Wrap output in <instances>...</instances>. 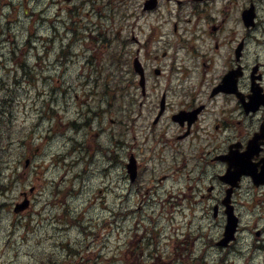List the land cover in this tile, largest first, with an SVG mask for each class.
<instances>
[{
  "label": "flooded vegetation",
  "instance_id": "flooded-vegetation-1",
  "mask_svg": "<svg viewBox=\"0 0 264 264\" xmlns=\"http://www.w3.org/2000/svg\"><path fill=\"white\" fill-rule=\"evenodd\" d=\"M215 1H169V9L178 13L169 21V40L166 41L169 52L162 54V58L169 54L166 60H159L155 50L157 43L163 40L157 41L156 28L147 21L151 14L142 10L132 17L129 26L123 23L129 18L120 19V24L129 29L125 36L121 32L117 38L102 33V40L107 44L108 53L114 54L118 62L120 83L117 89L112 87L116 96L121 94L118 99L123 106H119L121 131L118 136L122 135L118 146H124L123 152L127 151L129 157L137 155L139 146L145 144L139 142L137 124L139 120L146 122L148 126L141 127L143 140L150 137L152 142L166 140L165 146L172 154L184 156L183 162L191 161V173L201 170L209 181L203 183V176L191 178L187 171L191 184L201 191L205 190L204 186H216L214 205L222 226L225 214L227 217L225 197L229 189L221 178L228 172V157L232 156L236 165L252 151V162L264 167V0H254V3L253 0H234L239 3L230 13H227L228 8H219ZM70 4L68 13L72 18V11L79 14V7L76 3ZM183 6L189 10L182 12ZM179 37L186 44V48L183 47L186 54L178 47ZM153 43L156 45L152 47ZM135 59L142 62L144 90L139 76L130 67ZM228 75L231 83L226 86ZM126 98H131V102H126ZM136 103L138 109L133 108ZM55 107L51 108L62 111L58 101ZM91 113L89 126L96 129ZM130 113H136L135 124L130 122ZM78 137H84V142L87 135L82 133ZM230 151L222 162L219 158ZM256 184L250 177L241 176L237 185L242 188L233 190L230 202L236 216L251 213L254 218V228H239L235 241L244 240L240 249H253L248 262L263 264L264 186L259 185L264 184V177ZM200 198L205 207L204 197ZM259 222L262 227H258ZM233 249L232 243L223 250L221 264L230 263ZM236 257L240 258L238 254Z\"/></svg>",
  "mask_w": 264,
  "mask_h": 264
},
{
  "label": "rangeland",
  "instance_id": "rangeland-1",
  "mask_svg": "<svg viewBox=\"0 0 264 264\" xmlns=\"http://www.w3.org/2000/svg\"><path fill=\"white\" fill-rule=\"evenodd\" d=\"M21 1L22 0H0V60H4V64H7L9 67L7 69L6 66H3L4 64L0 66V92L8 94L7 97L15 102L16 108L17 106L19 108L14 119L1 113L0 132L8 134L6 132L7 129L9 130V133H11L12 130L17 132L19 128L25 127L21 131L20 139L26 136L28 131L27 127L37 122L38 116L40 119H47L49 121L54 120L55 117H53V114L48 111L50 108L47 100L38 98L33 94L37 86L41 85V81L36 79L35 75L25 68H14L15 64L10 63L6 58L8 56L11 57L12 54H17L16 56L27 60L31 64H37L38 54H42L44 51L41 46L48 48L47 51H50V56L47 57V63L50 64V67H47L44 71V75H46L44 80L45 85L49 87L52 76H55V78L60 79L63 82V85L60 88H68L69 86H72V88H75L72 92H76L79 98L76 107L73 104L70 108V117L66 120V123H69L74 117L79 120V113L83 109L84 103L90 102L92 108H97L96 95L99 93V90L104 88L105 83H113L117 73L116 60L115 62H110V66L107 68L108 75H103L99 79H95V74L90 73V70L86 65L83 66V63L86 60L85 57L89 56L90 53L94 54L95 57L101 61L105 59L103 56L109 52L106 47L107 44H103L102 41H99L96 37L97 35H92L91 38H88L92 22H97L99 24V14H101L104 16L102 23L110 29L114 28V33H116L120 27L119 16L113 19L110 16V12H105L103 8H100L98 15H90L92 12L90 11L88 13L90 16H88V20H86L87 10L85 9L82 16L84 20H81L78 23H74V21L69 22V25H72V27L75 26V29L72 32L71 29H68L67 26L64 25L63 21L66 20V12L65 9L63 10V7L67 6V3L73 2V0L66 1L67 3L63 0H55V2H53L54 0H47L44 5L30 2L29 5L33 10H36L37 13H40L41 10L45 12L44 16L46 19L44 22L34 25L29 18L24 17L25 9L22 8ZM97 1L103 2L104 0ZM9 2L12 3V6L9 5ZM77 2L78 1L75 0L73 3ZM106 2L107 0H105V3ZM1 11L7 13V17H4L1 14ZM18 12L22 15L20 20L24 24L16 22V19L19 16ZM61 17L62 20H59ZM53 25L63 27L64 32L62 34L57 33L55 39L56 42L52 41L48 43L47 33L50 34L55 31ZM76 32L78 33L77 35H75ZM97 32L98 34H101V29ZM28 33H33V35L36 36L31 47H29L31 42ZM93 47L94 49L92 50ZM61 51L66 52L65 55L68 59V64L66 66L61 62L59 63L60 65L55 64V58ZM107 54L112 57V54ZM61 61L63 62V59ZM83 69H85L91 79V83L87 86L90 88L88 92L86 88H83L80 85L79 77L81 72H84ZM25 70L29 73L28 75H26ZM118 96H121V94L119 93ZM8 102L9 101L6 100L4 103H0V105L7 104ZM55 104L56 103L53 102L52 106L55 107ZM0 109V111L6 110L7 113L11 110L9 107H1ZM43 109L47 111L49 117L43 115ZM114 112L113 118H116V121H120V114L117 113V111ZM104 116H106V118H99V121H103L102 124L105 128V123H108L110 115ZM12 121L14 126L10 124ZM97 123L98 122L96 121L95 125H97ZM137 125L138 127L143 125L142 121H139ZM64 127L68 128L69 124H64ZM46 129H49V124H47V122H44L42 126L34 129L36 132L40 131V133H36L37 139L40 137L39 135L44 136L45 132L48 133V130ZM98 129H100V127H98ZM71 133L78 141L84 139V137L80 138L76 135V133H78L76 129L71 130ZM96 133L97 132H91L89 137L85 140L87 141L85 143L86 146H89L92 143L91 138L93 140V145L91 147V153L93 156H91L89 161L86 159L78 160L77 154L81 152L79 146L76 142L70 140L72 139L70 136L61 135V132L58 133L55 138H52L49 143H46V145H43L42 142H35L33 150L35 151L38 147H45V153L41 154V150L33 152L29 148L24 152L25 154L20 156L24 157L35 154L36 158L34 162H36V164L34 166H37L38 168L31 170L30 167L25 173L23 168L24 174L21 179L19 181L13 179L12 191L2 198V202L5 203V209L4 212L0 213V264H106L105 258L112 256L117 247L116 242L120 243V240L116 241V235L111 239L114 242L109 244L105 249L107 257L105 255L101 257L99 255V253H101V246L97 244V242L95 243L93 238L90 237L91 232L94 231L84 229L83 232L82 229H79L80 227L64 229L63 226H61V228L60 226H56L52 228V222L57 219H62L66 217V215L68 216L70 210H72L76 216L81 217V211L83 208H88L86 212L84 211L88 220L90 219L89 222L85 223V225L88 226H90V223L96 222V219L106 220L108 215L107 210H112L111 208L115 202V198H112L111 194L114 193H111V190H115V187L120 184L122 176L118 175V173L122 172L121 175H123V164L120 162L119 167L112 170L107 169L110 165V160L106 153L109 150L111 154L114 152L112 156L115 155L119 157L120 161H122L123 157L127 160L129 158V153L127 151H125V153L123 152L124 146H117L116 144V141H118V138L122 134L110 139V137H108L110 133L107 132L103 134L102 139L98 140V135ZM139 141L143 142V137H139ZM1 143L0 133V144ZM95 147L97 148V151L95 150ZM52 153H55L59 157L58 163L63 169V172L52 167L51 159L49 158ZM20 159L22 160V158ZM1 163L2 162L0 161V164ZM42 166L44 168L48 167V170H43L41 168ZM119 168L120 172H118ZM64 172L67 175L68 183L66 185L68 188L66 189H68V192L66 195L64 192H60L59 200L61 201L60 203L63 202V204L61 207L57 206L54 209L55 212L44 210L47 208V205L43 202L46 199V197L43 196L39 197L42 199L41 203H35V209L29 213L21 214L20 217L13 213L14 205L21 201V192H27L29 188L33 186H43L48 180H52L57 185L59 184L60 177L64 175ZM28 173L32 175L30 177L28 175V178H26ZM8 174H10V171L7 169V175ZM196 174L198 177H201L202 171L198 170ZM154 180L155 179L151 177L147 178L145 185L149 190L155 188V186H153ZM208 182V180L203 178V183L207 184ZM168 184L171 186L173 185L170 181ZM73 185L76 187V190H78L74 194H72ZM60 189L64 191L65 187L62 186ZM100 191L102 193H100ZM145 193L146 191L143 194ZM168 194H170L169 191L160 192L159 190L155 193L158 199H161V197L164 198L168 196ZM97 196L99 197L98 199H96ZM142 200L143 197H134L131 204L140 209ZM100 203H102L101 206L104 205L106 209H103V206L101 207ZM92 204L95 205L93 206V212L90 213L92 211ZM143 208L150 210L152 207L146 208L145 205H143ZM196 209L198 211L197 213H201L202 215L204 212L206 215H211L212 212L215 214L216 212L215 210L211 211L209 208L204 207L202 203L199 204ZM34 210L35 213L41 212L42 215H33ZM181 217V215H176L173 222L170 220L168 221L167 219H160V222H158L157 225L160 229L169 226V233H172L171 228L181 227L180 222L183 221V218ZM198 217H201V215ZM198 217L195 218L193 222L197 221ZM145 219L151 220V213ZM189 219L190 218L188 217L187 220ZM108 222L109 226H114L113 230H116V223H118V221L115 220L113 222L108 218ZM243 222L244 225H251L253 220L249 215H245ZM128 226L132 227L131 222ZM125 239L128 240L129 237L126 236ZM206 239L207 244L205 248H203L205 250L201 251V253L203 252L202 255L205 256V260H207L205 264H216L214 258L217 251L211 249L210 245H208V237H206ZM65 241L68 248L62 246ZM160 242L165 243V240L161 239ZM250 254V252L247 253V255L245 253L246 256H249ZM236 264H244V261L237 262ZM251 264L256 263L251 262Z\"/></svg>",
  "mask_w": 264,
  "mask_h": 264
},
{
  "label": "bare ground",
  "instance_id": "bare-ground-1",
  "mask_svg": "<svg viewBox=\"0 0 264 264\" xmlns=\"http://www.w3.org/2000/svg\"><path fill=\"white\" fill-rule=\"evenodd\" d=\"M30 2L44 5V3L47 2V0H22L21 1V6H22V8L25 9L24 13L25 14L27 12H30L31 13V16L28 17V18H29V20L32 23L35 22V23L40 24V23L44 22V20L46 19L45 16H44V13L45 12L43 10H41L40 13H37L36 10H33L32 7L29 5ZM53 2H55V0ZM64 2L67 3L66 1H64ZM50 4H52V3H50ZM67 4H68L67 6H64L63 7V10L65 9V12H66V20L63 21V22H64V25H66L67 28L68 29H71V31L73 32V30L75 29V26L72 27V25H69V22H71V21L73 22L74 21V23H77V18L79 17V14L78 13L77 14L76 13H73V11H72V18H71L70 14L68 13V6H71V4L70 3H67ZM9 5L12 6V3L9 2ZM74 7L75 6H73V9H74ZM59 20H62V17ZM53 26L55 28V31L52 32V33L54 34L55 37H57V33L62 34L64 32L63 27H60L58 25H53ZM90 29H91V31H90V34L88 35V38H91V34L93 36L94 35H99L98 32H97L99 29H101V32H102V28L99 27V24L97 22H92ZM77 34L78 33L76 32L75 35H77ZM101 34L98 37V39L103 42L102 35ZM28 37L31 38V40L33 42L35 41V37H36L35 35L33 37L31 34L28 33ZM2 64H4V60L3 61L0 60V66ZM3 66H6L7 69L9 68L7 64H4ZM26 70H25V73H26V75H28L29 73ZM30 73H31V71H30ZM84 84H85V80L84 79H80V85L83 86ZM45 100H47V102L49 104V108L50 109L48 111H50L53 114V117L56 118L57 116L55 115V112H57L58 115H59V113L62 112V111H60L58 109H55L54 110V109L51 108V107H54V106H52V103L53 102L56 103V100H54V99H52L50 97H49V99L46 98ZM43 111H44V114L43 115L49 117L48 116L49 114L47 113V111L45 109ZM89 114H90V109L84 108L83 109V118L76 125V128H75L76 131L78 132V133H76L77 136L81 135L82 133H85L86 135H88V132L87 131L90 130V126H89L90 125ZM1 116H2V114L0 113V117ZM0 133H1V141H2L1 144L8 145L11 148L12 151L13 150H17L18 151V150H21L22 149L20 146H16V145H14V144L11 143L10 136L8 134L2 133V132H0ZM80 142L83 143V141H78V140L76 141L77 144H79ZM3 170H4V167L3 166H0V196H2V197L5 196V195H7L13 189L12 181L9 178H7V176H5V174L3 173ZM60 194H61L60 191H57V196L58 197H60ZM1 212H4V205L2 203H0V213ZM130 213H132V212L130 211ZM89 220H88V217H86V215H85L80 221H77L76 222V226H72L71 224L66 223L63 220L60 221L59 219H57V220H54L53 221L54 224H52V228H54L56 226H60V228H61V226H63L64 229H71L73 227H80L79 229H82L83 232H84V229H86L85 223L86 222H89ZM65 243H66V241L62 244V246H65V248H68L67 247L68 245H66Z\"/></svg>",
  "mask_w": 264,
  "mask_h": 264
}]
</instances>
